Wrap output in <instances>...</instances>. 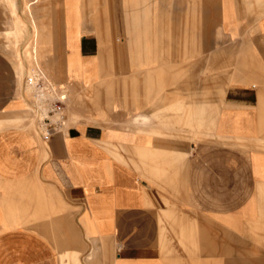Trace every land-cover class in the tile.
Wrapping results in <instances>:
<instances>
[{
    "label": "crops",
    "instance_id": "0c3cea01",
    "mask_svg": "<svg viewBox=\"0 0 264 264\" xmlns=\"http://www.w3.org/2000/svg\"><path fill=\"white\" fill-rule=\"evenodd\" d=\"M122 1L133 8L142 0ZM258 3L256 48L244 51L256 65L239 69L264 70ZM244 4L254 12L255 2L210 0L231 42L254 22ZM99 5L74 0L70 25L60 23L61 78L92 91L94 105L65 129L49 130L47 140L38 121L37 136L13 122L30 102L20 70L0 57V264H62L60 255L71 252L80 264H264V147L255 142L264 144V76H237L209 121L203 108L191 120L185 95H144L132 88L141 78L121 76L143 68L139 56L153 51L126 48L121 37L112 43L124 31L121 1ZM130 11L131 21L143 20L142 10ZM31 32L35 40L36 25ZM144 32L133 30L137 43Z\"/></svg>",
    "mask_w": 264,
    "mask_h": 264
},
{
    "label": "rangeland",
    "instance_id": "374dc122",
    "mask_svg": "<svg viewBox=\"0 0 264 264\" xmlns=\"http://www.w3.org/2000/svg\"><path fill=\"white\" fill-rule=\"evenodd\" d=\"M24 1L28 2V6H25L28 11H24ZM90 1L95 10L102 2V0ZM120 1L124 17L122 23L124 31L122 35L114 36L112 43L118 45L119 37H121L126 41V48L140 49V46L146 45L149 51H153V53H144L139 56L142 63L146 61L141 65L143 68L137 70L130 68L129 71L121 72L122 77L133 78V83L135 79L141 78V87L133 86L134 92L135 87L141 88V91L137 92L144 95H150L152 91L155 95L162 94L170 89L177 97L185 95L187 107L189 104L192 111L191 120L195 115L193 111L197 112L203 108L207 112L209 121L214 115L216 101L225 87L233 82V79L243 74L247 76L248 71L264 76V70L261 68L244 70L238 68L241 63L244 66H252L255 61V59H248L244 51L246 52L248 47L256 48L257 40L254 37L255 26L253 25L263 13L262 7L259 3L257 4L260 0H245L248 4L255 2L252 5L254 12H251V6L244 4V15L253 17L254 22L248 28V36L244 34L234 42L221 35L214 14L209 12L210 0L206 1V7L200 4L205 0H142L138 2L140 3L138 7H133L142 10L143 20L139 22L131 21L130 12L133 11L130 10L134 9L125 5L122 0ZM132 1L136 2V0ZM73 2L74 0H0V57L8 63L11 61L20 70L22 86H24L25 77L36 71L41 72L54 84L65 86L67 91L65 108L63 107L60 117L58 115L50 118V123L61 129L78 121L81 113L87 110L86 107L94 105L92 91L86 93L80 88L70 87L65 83L66 80L61 78L60 23L67 27L70 25ZM204 9H206V14ZM32 24L36 25L37 29L35 40H32ZM140 25L145 32L141 43H137L134 40L133 30L138 31ZM180 49L184 52L178 53ZM18 52L23 60L21 65L14 60ZM32 55L36 58L33 63L30 59ZM256 58L263 65L261 56L256 55ZM17 59L20 60L18 55ZM152 66H155L153 71ZM62 68L64 74L69 76L68 66L65 70L62 64ZM117 76L120 75L116 71V75L113 73L111 78L114 79ZM31 94V91L25 88L26 99L29 102ZM32 102L31 100L30 103ZM181 110L182 107L180 110L176 109L171 112L181 113ZM43 117L44 113H39L28 104L23 112V120L17 118L13 122L17 124L22 121L26 129L37 136L34 121H38L40 125ZM141 120L147 121L144 117H141ZM180 122L175 124H181ZM195 124L190 128L192 132L193 127L197 126ZM1 126L2 122H0V128ZM183 127L189 129L186 125ZM189 134H191L190 139L199 136ZM235 140L241 145L249 142L241 138ZM255 142L260 143L259 148L263 149L264 144L261 143V139ZM163 233L165 235V231ZM60 258L62 264H80L78 254L75 252L63 253Z\"/></svg>",
    "mask_w": 264,
    "mask_h": 264
},
{
    "label": "built area",
    "instance_id": "2783aa9c",
    "mask_svg": "<svg viewBox=\"0 0 264 264\" xmlns=\"http://www.w3.org/2000/svg\"><path fill=\"white\" fill-rule=\"evenodd\" d=\"M24 86L31 90L44 113L40 124L42 129L41 139L45 141L48 138L49 130H53L56 127L55 124L50 123V118L58 115L60 117L67 100V91L64 85L54 84L39 71L26 77L24 79Z\"/></svg>",
    "mask_w": 264,
    "mask_h": 264
},
{
    "label": "bare ground",
    "instance_id": "6f19581e",
    "mask_svg": "<svg viewBox=\"0 0 264 264\" xmlns=\"http://www.w3.org/2000/svg\"><path fill=\"white\" fill-rule=\"evenodd\" d=\"M17 17V16H16ZM31 76V75H29ZM29 76H26V77H29ZM25 77V78H26ZM25 88L29 89L28 87L25 86ZM30 90V89H29ZM31 91V90H30ZM32 93V92H31ZM31 100L33 101L32 103H30L31 107H33L34 110L38 111L39 113H43L42 109H41V106L39 105V102L37 101V99L33 96V94H31ZM67 98V97H66ZM30 100V102H31Z\"/></svg>",
    "mask_w": 264,
    "mask_h": 264
}]
</instances>
